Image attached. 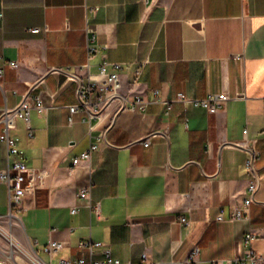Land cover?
I'll return each instance as SVG.
<instances>
[{"label": "crops", "instance_id": "obj_1", "mask_svg": "<svg viewBox=\"0 0 264 264\" xmlns=\"http://www.w3.org/2000/svg\"><path fill=\"white\" fill-rule=\"evenodd\" d=\"M105 59L122 64L121 100L130 106L139 96L145 105L90 123L70 106ZM0 68V116L30 86L47 107L31 110L32 134L23 118L11 131L26 164L49 172L45 186L11 216L0 181V220L20 245L53 264L104 258L101 246L93 253L80 247L89 239L109 243L122 261L137 262L147 251L155 261L181 264L197 246L195 264L248 248L264 264V0H0ZM180 91L245 97L215 113L180 102L168 112L166 101ZM100 135L90 160L72 167ZM252 139L259 155L250 171ZM15 157L0 142V170ZM254 180L248 216L234 219ZM89 184L99 213L78 196ZM250 230L256 236L246 246ZM51 239L66 242L53 256L40 251Z\"/></svg>", "mask_w": 264, "mask_h": 264}, {"label": "built area", "instance_id": "obj_2", "mask_svg": "<svg viewBox=\"0 0 264 264\" xmlns=\"http://www.w3.org/2000/svg\"><path fill=\"white\" fill-rule=\"evenodd\" d=\"M247 1V0H242ZM33 32L40 31V28L32 29ZM95 46L88 45L89 52L95 50ZM11 66L19 67L20 62L12 60ZM121 63L110 62L107 59L103 61L100 66V71L97 74H88V82L86 84L80 83L77 88L78 102L70 106L71 113L78 111L84 112L88 115L89 121L93 119L102 120L106 117H112L114 114L124 110H143L145 101L141 97L131 100L130 106L127 105V98L121 100L122 79L120 75ZM141 69L138 70L140 73ZM4 69L0 68V77H3ZM33 86L23 96L20 103L15 108H4L1 112L0 122L3 123V131L0 134V142L6 144L9 155L16 156L13 163L8 167L0 170V181L5 182L9 190V201L11 208V216L22 209L25 198H35L38 190L45 186V180L49 172L44 169H36L29 167L24 160V151L18 146L19 138L12 135L11 131L16 128L18 118H23L27 124L29 134H32L30 125V114L32 109L38 112H46L47 107L44 104L43 98L40 94H33L31 92ZM157 94L158 92L155 91ZM245 94L238 93L232 96L228 92L210 93L205 97L194 98L189 96L184 91L177 93L172 100H167V110H171L173 102H180L183 104H191L194 107H200L215 113L226 108L228 102L233 98H243ZM115 103V105H113ZM114 107H113V106ZM112 107V108H111ZM72 124V117H70ZM91 129L94 125L91 124ZM244 134H248V129L244 130ZM103 135L91 142L88 149L84 150L79 156H75L72 160V167L78 166L83 160L89 161L92 153L98 150L101 146ZM146 146L150 144L149 140L144 142ZM249 152V157L246 161V168L250 171L255 170V162L259 155V151L255 147V139L250 140L246 144ZM257 189V182L251 181L248 185L249 196L245 199L244 204L236 208L233 213L234 219L246 218L249 213L251 203L254 201V193ZM80 199L87 200L89 206L95 207L97 212H100L99 204L93 205L91 200V184L81 188L78 192ZM79 206L71 207L72 213H77ZM218 219H223V213H220ZM187 218L182 216L181 222H186ZM12 224V221L9 222ZM256 236L253 230L248 231L244 237V244L249 246L251 241ZM6 240L8 248H0V251L6 253L8 259L0 260V264H53L51 261L44 260L37 250H29L18 243L10 229H6L0 220V240ZM66 242L56 239H51L47 244L40 248V251L48 253L51 256L60 252L65 246ZM103 247L104 258L86 260L85 256H81L77 260L61 259L58 264H164V261H155L151 258L147 251L141 255V259L137 262L122 261L113 257L112 248L109 243L102 241L82 240L80 247L89 249L91 253L94 252L95 247ZM199 253V247H194L188 258L182 261L181 264H195ZM20 257L21 260L18 259ZM261 260L252 248H248L242 256L234 257L227 260H212L211 264H259Z\"/></svg>", "mask_w": 264, "mask_h": 264}, {"label": "rangeland", "instance_id": "obj_3", "mask_svg": "<svg viewBox=\"0 0 264 264\" xmlns=\"http://www.w3.org/2000/svg\"><path fill=\"white\" fill-rule=\"evenodd\" d=\"M0 248L2 249H4V248H8V243L6 242V240H0ZM2 249V250H3ZM6 252V251H5ZM2 254H1V251H0V256H1ZM4 258L2 257V258H0V260H3ZM13 264V263H12Z\"/></svg>", "mask_w": 264, "mask_h": 264}]
</instances>
